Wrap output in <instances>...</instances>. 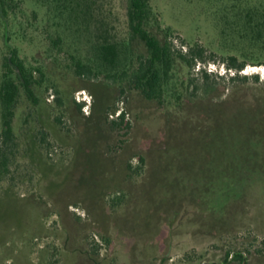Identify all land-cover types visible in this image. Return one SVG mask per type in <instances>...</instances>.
<instances>
[{
  "label": "rangeland",
  "instance_id": "374dc122",
  "mask_svg": "<svg viewBox=\"0 0 264 264\" xmlns=\"http://www.w3.org/2000/svg\"><path fill=\"white\" fill-rule=\"evenodd\" d=\"M8 1L0 83L7 45L44 81L38 104L21 94L15 108L17 152L0 197L24 195L26 230L0 242V264H264V77L242 72L264 68V39L251 29L264 25V0H149L175 52L206 50L192 70L175 63L160 100L129 83L147 53L127 0H80L77 11L65 0ZM104 41L118 48L113 69L96 59ZM230 56L244 70L227 69ZM71 57L98 77L75 76ZM202 71L215 92L203 95ZM225 100L261 107L248 129L206 132ZM1 116L0 106V131Z\"/></svg>",
  "mask_w": 264,
  "mask_h": 264
},
{
  "label": "trees",
  "instance_id": "16d2710c",
  "mask_svg": "<svg viewBox=\"0 0 264 264\" xmlns=\"http://www.w3.org/2000/svg\"><path fill=\"white\" fill-rule=\"evenodd\" d=\"M75 5L72 8L73 11H77L80 0H65ZM86 0H82L85 2ZM10 2L8 0H0V16H6L8 10L11 9ZM127 20L128 26L133 39L140 42L147 56L139 57L137 67L132 71L130 78L131 89L140 91L144 97L148 100H160L163 93L167 91V85L171 82L172 77L170 71L174 67L176 62H181L186 68L192 70L197 62L203 60L205 49L200 45L188 46L187 50L174 51L172 42L168 40L167 35L163 29H161L158 19L154 16L152 8L149 4V0H127ZM9 8V9H8ZM251 25L253 21V15H248L246 21ZM252 40L260 41L264 39V25L261 28L258 25H252ZM7 42V41H6ZM60 39L57 38L53 41L55 47L59 45ZM9 48V56L4 59L3 73L0 83V106L2 108L1 116V131H0V182H2L10 173V166L15 159L17 152V140L13 131V120L15 117V108L21 94L31 102L32 104H38V98L35 94V89L41 87L44 79V73L40 69L28 70L23 61L18 56L15 48L7 45ZM96 48L97 61L102 66L109 69L116 67L118 59V48L114 43L104 41ZM72 59V66L74 75L79 78L93 79L98 77V73L89 64L82 63L79 59ZM226 67L229 70H234L237 73L244 70L245 63H238V60L234 56L227 58ZM33 72H36L37 77L33 76ZM201 81L203 83V95L211 94L212 90L215 92V87H209L207 84L208 75L205 71L201 72ZM125 76L126 73H123ZM110 76V75H109ZM108 76V77H109ZM235 76V75H234ZM247 79V77H243ZM257 80L258 76L252 77ZM230 80H235V77H230ZM58 106H62L61 99H55ZM225 101L220 102L211 111V119L213 122L212 127H208L206 132L217 130H237L242 131L248 129V123L246 119L252 116L261 107L260 102L255 103V106L236 105L224 107ZM78 109L81 108V104H77ZM206 108V106L204 107ZM125 113L119 112L117 118L119 121H123ZM224 118H228L227 121ZM202 142L205 145L206 141ZM209 142H212L210 140ZM213 143V142H212ZM4 194L0 197V242H7V236L10 241H13L20 233H25V222L23 221V215L25 214V206L27 199H24V195L21 199L13 198L9 194ZM21 201V204L18 202ZM24 205V208H23ZM9 208L10 211L6 212ZM13 223L15 227H2L9 226ZM23 228L24 230L18 231L17 229ZM13 237V239H12ZM14 245H10L12 249ZM21 250V249H20ZM17 253V252H16ZM233 259H239L243 262L242 255H235ZM13 264H16L15 259L12 260Z\"/></svg>",
  "mask_w": 264,
  "mask_h": 264
},
{
  "label": "built area",
  "instance_id": "2783aa9c",
  "mask_svg": "<svg viewBox=\"0 0 264 264\" xmlns=\"http://www.w3.org/2000/svg\"><path fill=\"white\" fill-rule=\"evenodd\" d=\"M246 70H249V72H257V74L264 77V68L249 67L248 69H245V71L242 72H247Z\"/></svg>",
  "mask_w": 264,
  "mask_h": 264
}]
</instances>
